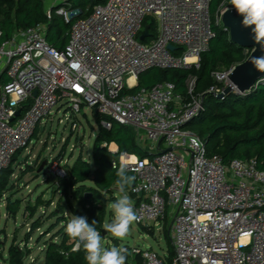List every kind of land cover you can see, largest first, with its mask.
<instances>
[{
	"label": "built area",
	"instance_id": "1",
	"mask_svg": "<svg viewBox=\"0 0 264 264\" xmlns=\"http://www.w3.org/2000/svg\"><path fill=\"white\" fill-rule=\"evenodd\" d=\"M53 1L47 18L54 9L71 23L64 50L47 43L44 25L18 30L0 45V173L28 148L54 109L66 104L76 119L88 108L106 130L114 124L130 128L151 154L140 159L122 153L120 163L136 177L127 194L141 199L134 204L142 217L137 224L158 228L171 221L172 264H264V171L257 161L226 165L186 130L204 110V97L195 95V88L187 86L186 97L173 83L128 92L148 71L200 68L219 26L212 0H106L86 10L72 0ZM149 17L158 23L156 36ZM231 72L217 79L229 82ZM129 79L133 86L127 85ZM225 90L211 87L206 93L219 96ZM77 128L75 121L72 129ZM102 147L119 151L115 144ZM49 170L68 177L62 162ZM133 253L142 264H164L154 251Z\"/></svg>",
	"mask_w": 264,
	"mask_h": 264
},
{
	"label": "trees",
	"instance_id": "2",
	"mask_svg": "<svg viewBox=\"0 0 264 264\" xmlns=\"http://www.w3.org/2000/svg\"><path fill=\"white\" fill-rule=\"evenodd\" d=\"M74 6L86 10L87 7L93 9L94 6L102 5L106 0H72ZM226 3L229 6L230 0H212L211 12L216 15L220 5ZM44 0H0V26L3 37L0 45L12 38V35L18 30H26L44 25L47 28L46 41L57 50H64L69 42L71 23H66L63 18H47ZM152 27V25H151ZM215 38L212 40L209 50L201 56L200 68L193 70H159L154 69L139 76L138 87L128 91L134 93L140 89H152L164 83H173L176 86V92L182 96H187V82L191 77H195L197 85L195 95L203 96L204 110L189 125L196 121L205 124V127L199 134H196L206 145L210 156H218L223 163L228 165L233 160L257 161V168L264 171V78L249 92L239 94L230 92L223 99H217L212 94L206 92L213 86H217L212 79L213 72L219 66L234 68L244 63L250 54L247 50L230 41L229 32H225L223 27H215ZM157 29H154L156 36ZM8 79L3 74L1 83L6 84ZM226 88V87H221ZM97 119L101 120L95 112ZM188 125V126H189ZM36 136V132L35 135ZM104 143L108 145L115 144L119 151L114 154L108 147H102ZM20 153V152H19ZM19 153L13 158L9 167L0 173V207L3 202L6 203V213L8 218L16 219L21 210L20 201H12L11 198H4L10 185V179L13 175V165L16 163ZM126 153L134 155L140 159L151 157V154L143 150L136 142L133 131L122 125L114 124L111 130H106L100 126V135L93 150L92 159L85 160L81 156L73 166L65 168L68 171V177L58 178V189L63 193L70 206L73 218L74 216L87 217L89 223L97 220V225L103 237L106 232L101 225L106 224L107 218L113 213L107 210V205L117 199L119 193L115 183L116 169L121 165L120 155ZM63 155L57 158V161H63ZM116 164V168H113ZM29 168L27 171H31ZM129 175H133L128 172ZM90 184V185H88ZM134 184L127 188L129 192ZM135 204L140 202L139 197L130 196ZM75 201L80 209H76L72 201ZM59 213L64 214L61 205L58 207ZM2 212L0 209V223ZM40 220V219H39ZM36 221L26 237L25 248L22 252L20 247L11 246L8 249V258L3 257L4 248L0 247L1 259L9 264H24L31 251L28 248L31 234L41 226L40 221ZM66 221L65 217L59 218L58 224ZM166 219L163 223L165 228ZM65 226L54 234L46 243L45 261L43 264H87L85 252L81 247L74 250L76 241L70 239L65 233ZM145 228V227H142ZM148 229V228H145ZM155 230L152 228L150 231ZM163 230V229H162ZM105 237L109 232L105 233ZM49 235V233H48ZM167 252L161 256L164 264H172L174 258V248L172 247V237L168 236ZM115 244H118L113 239ZM128 253H129V249ZM28 250V251H27ZM129 255L126 261L128 262ZM139 264H142L139 256Z\"/></svg>",
	"mask_w": 264,
	"mask_h": 264
},
{
	"label": "rangeland",
	"instance_id": "3",
	"mask_svg": "<svg viewBox=\"0 0 264 264\" xmlns=\"http://www.w3.org/2000/svg\"><path fill=\"white\" fill-rule=\"evenodd\" d=\"M44 2L47 11L55 7L56 4L53 0H44ZM72 3L74 5L73 1ZM230 10H235V8L222 3L218 14L213 15L214 20L216 17L219 27H223L226 33L229 31L223 24V15ZM54 15L56 18L60 17L55 11ZM147 24L152 25V33L154 34V29L158 28L155 18L149 17ZM246 53L251 54L252 50H247ZM232 69L219 66L212 74V79L217 85L213 87H226L225 89H227L229 82L226 80L219 81L217 75L227 74ZM127 85L133 86L130 79L127 80ZM196 85L197 80L194 77L190 78L187 86L196 88ZM75 121L78 123V128L73 130L72 124ZM204 127L205 124L196 121L187 126L186 130L199 134ZM99 135V120L90 109L84 108V111L77 115L75 119L66 104H61L54 109L51 118L45 120L39 126L36 136H34L28 148L19 153L16 163L13 165V175L4 197L5 199L11 198L12 201H20L21 210L16 219H13L7 216L5 202L0 207L2 212L0 247L4 248V258H8V249L12 245L20 247L22 252L26 251V237L29 235L32 225L40 219L41 226L31 234V240L29 241L28 248L31 255L26 258L24 264L44 263L46 243L66 224L65 221L58 224L59 218L65 217L67 222L73 219L67 199L58 189V177L50 172L49 167L55 163H60L57 158L62 154L64 155L61 162L64 167L73 166L81 156L85 160L92 159ZM29 168L32 170L27 171ZM119 195L120 193L117 196ZM72 204L76 209H80L74 200ZM59 205L64 209L62 215L58 210ZM110 205V203L107 205V210L113 213ZM110 219L111 216L109 215L106 223H109ZM151 229L142 228L134 223L131 226L129 235L124 240H119L109 233L106 237H102V244L107 248L113 246L130 248L129 264H139V255L133 253L136 248L151 250L163 257L167 252L166 238L172 235L171 221L169 220L166 223L165 228L162 225L154 228L153 231H150ZM113 239L118 244H115ZM171 244L173 247L172 242ZM1 264L9 263L1 259Z\"/></svg>",
	"mask_w": 264,
	"mask_h": 264
},
{
	"label": "clouds",
	"instance_id": "4",
	"mask_svg": "<svg viewBox=\"0 0 264 264\" xmlns=\"http://www.w3.org/2000/svg\"><path fill=\"white\" fill-rule=\"evenodd\" d=\"M230 4L243 17L242 25L251 27L253 39L264 53V0H230ZM251 63L257 71L264 73V54L259 57L253 56ZM113 168H116L114 164ZM116 176L115 183L120 195L110 205L114 214L113 219L101 227L113 237L124 240L129 235L131 226L140 222L142 217L135 211L134 203L126 191L134 184L136 177L128 174V168L124 164L116 169ZM98 223L95 219L89 223L87 217L74 216L68 221L64 231L70 239L77 242L76 250L83 248L87 264H126L128 249L105 247L97 227Z\"/></svg>",
	"mask_w": 264,
	"mask_h": 264
},
{
	"label": "water",
	"instance_id": "5",
	"mask_svg": "<svg viewBox=\"0 0 264 264\" xmlns=\"http://www.w3.org/2000/svg\"><path fill=\"white\" fill-rule=\"evenodd\" d=\"M242 19L243 17L236 10H230L223 15V24L229 31L230 41L246 50H252V53L244 63L232 69V72L228 76L231 86L225 90L224 94L216 96L217 99H223L226 94L233 91L239 94L249 92L264 78V73L257 71L251 63L253 56L259 57L264 53L260 51V45L255 43L251 27H244L242 25ZM148 30L149 28L147 27L144 35L141 37V41H144L148 36ZM170 50L173 51L174 48L170 47ZM20 115L21 111H18L16 116L19 117ZM105 233L103 237H105Z\"/></svg>",
	"mask_w": 264,
	"mask_h": 264
},
{
	"label": "crops",
	"instance_id": "6",
	"mask_svg": "<svg viewBox=\"0 0 264 264\" xmlns=\"http://www.w3.org/2000/svg\"><path fill=\"white\" fill-rule=\"evenodd\" d=\"M132 199V198H131ZM133 203H134V200L132 199ZM135 204V203H134Z\"/></svg>",
	"mask_w": 264,
	"mask_h": 264
},
{
	"label": "bare ground",
	"instance_id": "7",
	"mask_svg": "<svg viewBox=\"0 0 264 264\" xmlns=\"http://www.w3.org/2000/svg\"><path fill=\"white\" fill-rule=\"evenodd\" d=\"M112 148H114V146Z\"/></svg>",
	"mask_w": 264,
	"mask_h": 264
}]
</instances>
